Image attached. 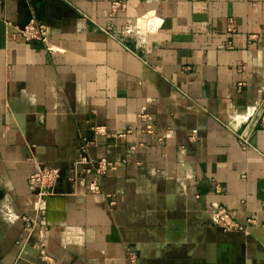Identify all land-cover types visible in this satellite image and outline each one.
Instances as JSON below:
<instances>
[{
  "label": "crops",
  "instance_id": "obj_1",
  "mask_svg": "<svg viewBox=\"0 0 264 264\" xmlns=\"http://www.w3.org/2000/svg\"><path fill=\"white\" fill-rule=\"evenodd\" d=\"M115 1L0 0V264H44L38 165L62 169L46 201L52 264H264V0ZM32 19L53 53L17 33ZM85 140L119 162L95 195L91 176L67 179ZM217 206L255 222L222 231Z\"/></svg>",
  "mask_w": 264,
  "mask_h": 264
},
{
  "label": "built area",
  "instance_id": "obj_2",
  "mask_svg": "<svg viewBox=\"0 0 264 264\" xmlns=\"http://www.w3.org/2000/svg\"><path fill=\"white\" fill-rule=\"evenodd\" d=\"M125 7L123 1H115L111 5L112 12L117 11ZM9 26L10 24L7 23ZM236 31V24L234 19H229L227 23L226 34L231 35ZM17 33L24 39L26 42L37 41L43 44L45 49L53 53L54 49L50 46L49 41V30L47 25L35 20H30L20 29H17ZM264 113V104L259 107L256 112V117L261 118ZM254 114V113H253ZM138 121L140 122L139 131L145 135L153 136L158 141H162L163 137H160L156 133L154 127L153 118L148 113H140L137 116ZM95 132L98 135H104L106 133L105 127H96ZM249 133H240L237 134V142L241 149L248 150L252 149L251 144V133L253 132V127L249 129ZM127 133L131 132V129L126 131ZM91 145L90 141H84L79 149L77 150V157L73 163L68 167L69 173L67 179L70 183L75 184L76 180L79 179L80 183L85 182L87 176H91V182L87 185V191L90 194H99L101 193L99 179L100 177L106 175L107 173L115 171L119 162H110L106 159H93L89 153L88 148ZM135 147H132L131 150H134ZM62 169L59 167H48L45 165H38L35 170L29 175L27 179V184L29 190L34 193L36 198V213L40 216L38 221L40 243L36 247V254L38 258L44 264H52V258L46 253V244L45 237L47 233V224H46V201L49 198L55 196V184L57 180L61 177ZM209 216L211 218L212 224L219 227L222 231H241L246 233L249 225L254 224L253 219H248L246 224H240L237 222L226 210L224 207L217 206L209 211ZM26 224V227L31 229L37 223L34 221L23 218ZM134 257L130 256V261L134 262Z\"/></svg>",
  "mask_w": 264,
  "mask_h": 264
},
{
  "label": "water",
  "instance_id": "obj_3",
  "mask_svg": "<svg viewBox=\"0 0 264 264\" xmlns=\"http://www.w3.org/2000/svg\"><path fill=\"white\" fill-rule=\"evenodd\" d=\"M54 192H55V190H54ZM56 194V193H55Z\"/></svg>",
  "mask_w": 264,
  "mask_h": 264
}]
</instances>
